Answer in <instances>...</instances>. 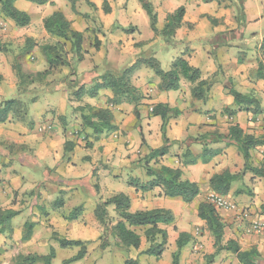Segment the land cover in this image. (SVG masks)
I'll list each match as a JSON object with an SVG mask.
<instances>
[{
	"label": "crops",
	"instance_id": "0c3cea01",
	"mask_svg": "<svg viewBox=\"0 0 264 264\" xmlns=\"http://www.w3.org/2000/svg\"><path fill=\"white\" fill-rule=\"evenodd\" d=\"M51 1L54 6L45 5L51 11L43 19L54 12H61L71 23L72 29L82 33V30L74 28L73 19L68 15L69 11L61 9V6L66 7L68 2ZM115 1L116 7L118 6L120 10L117 11L110 6L111 12L106 15L108 19L102 20L104 30L114 22L123 29L131 28L134 31L133 35L139 33L135 19L139 16V19L145 20L139 2ZM150 1L157 15L158 30L164 26L167 15L180 7L184 8L182 24L174 37L168 43L162 40L166 47L167 44H171L179 46L180 49V56L173 59L168 70L178 58L184 59L189 66L199 70L201 80L211 83L206 99L204 101L193 99L190 93L193 86L184 80H181L177 91L157 92L158 89L152 88L150 84L154 82L157 87L159 79L150 77L144 65L138 66L130 78L139 98L136 102L107 106V99L111 98L112 94L109 90H101L95 98L85 96L68 103V99L72 98L71 91L61 84H57L54 90L49 86L46 92L61 91L62 96L52 101L48 110L36 106L38 101L36 100L22 121L9 118L0 124V142L24 146L27 150L25 153L12 155L8 149L0 148V205L4 210L18 213L14 223L11 221V234L14 238L22 236L25 225H31L32 236L28 240L30 244H33L38 236L44 235L43 231L49 230L48 226L53 227L54 233L66 240L98 241L103 229L94 218L96 205L99 201L104 202L115 195L123 194L130 200L131 212L158 208L170 210L174 215V223L178 217L176 209L181 208L180 211L186 209L188 211L186 214L190 216L184 214L185 222L170 226L178 228L179 233L198 235L201 241L208 240L205 249L200 247L204 253L202 257L214 253L210 233L205 224L197 218V207L199 203L214 195L209 188V181L213 175L227 170L230 173H239L232 169L231 163L233 161L241 168L243 163L235 146L219 141L213 145L215 151L206 152L205 159L198 160L195 158L199 154L197 149L202 150L204 145L196 139L212 130L211 126H217L219 123H228V128L238 125L249 135L264 134V122L262 123L264 117L238 111L232 96L228 93L231 89L241 94L255 90L260 97H264L262 94L264 81L255 79L253 75L259 64L264 67V0H261V5L257 3L259 0H242L239 3L238 0ZM93 2L95 8H99L97 1ZM15 5L29 16L33 10L32 4L22 0L17 1ZM87 12L84 10L81 14ZM147 20L149 24L148 17ZM159 39L161 38L155 36L153 32L137 40L130 36L127 39L129 41L127 51L122 50L114 41L112 44L102 43L98 51L86 49L82 45L87 54L84 60L76 65L70 79H77L79 86L88 88L93 79L109 69L118 71L137 58L155 59L152 46ZM36 57L41 66L42 54L38 52ZM44 70L46 69L43 67L36 69L39 72ZM3 71L6 75H2ZM0 74L3 76V81L0 82V98L10 99L14 97L16 89L14 85L5 88L7 80L13 84L14 77L10 71V64L4 57H0ZM76 90L75 88L72 93ZM157 104L176 108L180 114L176 119L170 120L167 127L168 155L159 159L153 167L180 169L184 180L199 186L200 194L190 205L182 203L178 198L171 203L166 202L165 200L170 198L163 197L158 188L146 193L136 192L127 183L129 178L136 179L142 184L151 180V178L145 180L142 175L133 173H143V169L137 165L138 161L144 158L149 150L163 146L161 132L153 130L145 132L140 127L139 133L143 135L144 146H136L135 143L139 140L138 135L134 133V125L142 117H149L150 110ZM85 105L95 109L108 108L113 115L112 125L115 129L99 136H91L90 131L83 129L80 114L73 111ZM226 109L229 113H224ZM65 143H71L67 154ZM187 150L193 155L187 153ZM186 160L196 162L194 165H184L189 162ZM251 162L252 167L264 169V146H258L250 152ZM124 170H129V176ZM123 184L127 185L126 189L122 187ZM240 185L243 187L241 193ZM37 188L38 190H35ZM221 197L235 205V210H216L225 227L224 243L232 240L242 251L255 249L264 258V238L247 234L245 227L248 220L242 221L239 216V212L244 211L250 220L264 222L261 208L264 205V179L246 172L238 182L232 184L228 195ZM245 197L250 198V201ZM77 208H80L77 220H68L70 213ZM107 211L110 218L117 220L113 206H109ZM189 218H192L194 225L202 229L189 226L187 223ZM161 228L168 233L167 226ZM140 238L142 249L139 248L138 251L129 249L136 254L133 259H137V255L146 250L144 245L142 246V237ZM196 252L197 250L193 252L191 261L187 264H196L194 260L199 257ZM138 259L140 261V258ZM213 264L239 263L233 254L222 251L215 257Z\"/></svg>",
	"mask_w": 264,
	"mask_h": 264
},
{
	"label": "trees",
	"instance_id": "16d2710c",
	"mask_svg": "<svg viewBox=\"0 0 264 264\" xmlns=\"http://www.w3.org/2000/svg\"><path fill=\"white\" fill-rule=\"evenodd\" d=\"M20 0H0V15L13 22L18 28H24L30 23V16L16 7V2ZM41 7L45 5L54 6L51 0H22ZM70 5V10L76 14L75 5L78 2H83L90 9H95V5L90 0H65ZM141 8L146 13L149 19L150 29L155 36L163 38L165 42H170L174 37L176 30L181 26L184 8H178L174 13L167 15L165 24L161 30L157 29V15L149 0H137ZM207 2L210 0H202ZM101 10L104 15L111 12V8L107 0H103ZM43 28L46 34L56 39L53 45H44L41 47L43 61L47 65L46 70L39 72L30 69L17 58L12 66L17 79V93L26 92L29 87L40 84L42 88L33 93V98L25 103L18 95L10 99L0 98V124L11 120L22 121L27 116L29 104H33L35 99L41 93L46 92L47 87L51 83H45L47 77L53 75L56 70L69 66L68 54L76 63L84 60L86 51L83 50V34L74 31L71 23L61 12H54L44 19ZM129 32V31H126ZM94 48L97 51L99 42L94 39ZM30 38L25 40L23 51H29L34 44ZM7 52L4 44L0 43V54ZM144 65L151 68L155 75L159 78L158 90L160 92L177 91L180 88L181 80L191 84V97L197 101H204L211 88V83L201 80L200 72L192 68L181 58L176 59L170 66L168 71H163L159 63L152 57L141 59L137 58L134 62L123 67L118 71L107 70L104 74L98 76L91 81L88 88L84 86H75L77 90L74 96L77 99L83 97L95 98L101 90H109L112 94L111 98L107 99V106H116L124 102H136L139 98L136 96V90L132 87L130 78L138 66ZM255 79L264 81V67L259 64L256 71L253 73ZM42 83L44 85H42ZM70 82L68 86L70 88ZM67 86V85H66ZM67 86V87H68ZM234 101L238 111L245 112L254 116L263 113L261 101L257 92L251 90L247 94H241L231 89L228 92ZM31 96V95H29ZM81 110V122L84 130L90 131L91 136H99L104 132H109L115 129L112 125L113 115L108 108L95 109L89 105L79 107ZM224 113H229L226 109ZM151 114L160 117L162 125L160 128L163 140V146L159 149L149 150L148 154L140 160L146 175L151 180L145 184L140 183L136 179H129L128 186L136 192L146 193L156 188L160 189L161 195L165 198L180 199L182 203L190 205L196 201L200 194L199 186L182 178L180 169H172L165 166L158 168L151 167L150 163L154 161V165L158 163V159L163 158L168 154L169 141L166 138V131L170 120L176 119L180 112L176 108H170L167 105L157 104L152 107ZM232 115V113H230ZM90 135H86L89 136ZM204 147L200 156L206 155L205 144H208L207 138L202 139ZM143 141V140H142ZM212 143L228 142L236 147L239 155L243 159V168L239 173H230L224 171L221 174L213 175L209 181V188L212 193L220 196L228 195L233 183L238 182L246 172H250L254 176L264 179V169L252 167L250 163V152L258 146H264V134L255 136L245 134L238 125H232L228 128L227 134L223 137H217L215 140H210ZM205 142V143H204ZM144 144V141H143ZM71 143H65V153L69 152ZM0 148L8 149L12 155L27 152L24 146H16L6 142H0ZM15 149V150H14ZM214 156V155H213ZM196 161L186 162L184 165H194ZM109 206L114 207V213L117 220L109 229L110 235L114 237L118 244L125 249L139 250L141 238L134 229L143 230V236L149 247L142 251L139 255L153 257L159 259L166 246L167 231L161 226H169L174 223V215L170 210L158 208L145 211H130V200L123 194L115 195L104 202L99 201L94 209V217L102 227L108 230L110 217L107 211ZM264 213V205H262ZM80 208L75 209L68 216V220H77ZM17 212L12 210H4L0 205V235H9L12 233L11 221L17 216ZM197 218L202 221L208 232L213 238L214 253L205 256L206 264H213L215 257L222 251L233 254L239 264H264V258L255 250L242 251L238 244L232 240L224 243V225L221 223V218L212 204L205 200L199 203L197 207ZM32 226L25 225V232L22 236V241L27 242L31 234ZM54 239L61 249L76 247L79 251L70 259L65 260L63 264H72L83 260L87 254L86 242L76 240H66L63 237H58L53 233ZM101 238V237H100ZM160 238V242L157 239ZM190 240V236L185 233H179L176 240V251L172 255V264H179L181 250ZM104 245V244H103ZM102 245V246H103ZM55 259V250L49 249L46 255H27L19 257L17 264H52ZM124 264H140L138 259L129 258L124 261Z\"/></svg>",
	"mask_w": 264,
	"mask_h": 264
},
{
	"label": "rangeland",
	"instance_id": "374dc122",
	"mask_svg": "<svg viewBox=\"0 0 264 264\" xmlns=\"http://www.w3.org/2000/svg\"><path fill=\"white\" fill-rule=\"evenodd\" d=\"M90 1L92 3H94L93 0H90ZM95 1H97V4L99 6V8H97V9L96 8L90 9L85 5V3L76 4L75 5L76 14L70 10V8H69L70 6L66 1H64V2H66L68 5L66 7L61 6L62 10H64V11L68 10L69 11L68 15L70 18L73 19L72 23H73L74 28L82 30V34L84 36V40H83V47L84 48H86V49L92 48L93 50H95L94 39H97V41L99 42V47L102 46V43L103 44H112V42L114 41L115 43H117V45H119L120 48L122 47V50L125 49L127 51L128 42H129L127 39L130 38V36L133 39L137 40L140 37L144 38V37L149 36L150 33L152 32V30L150 29L149 24H148V20L146 17L147 15H145L146 13H144V10L142 8H140V9H142V13L145 17V20L139 19L138 18L139 16H137L138 20L135 19V22H136L137 26L139 27L138 28L139 33H136L133 35L134 31H132L131 28L127 27V28L123 29L120 26H118L117 24H114V22H112L113 23L112 26H110V27L106 28V30H104L102 20L106 21V19H108V17L106 15H104L102 10H101V5H102L103 0H95ZM107 1L109 3V6H113V8L117 11L120 10L118 6L116 7L117 3L115 0H107ZM240 1H242V0H238V3ZM255 1H258V0H255ZM149 2L151 3L150 0H149ZM257 3H258V5H261V0H259ZM179 4L180 3H178V5ZM84 10H87L88 12L86 14H81L82 11H84ZM50 11H51V9L48 8L47 6L38 7V6L33 5V10L30 11V23L28 26H26L24 28L16 27L13 22L3 18L0 15V43L4 44L6 49H7V52L0 54V57H4L5 59H7V61L10 64V71H12V74L14 77L13 78V84L10 80H7L5 88L6 87H13V85H14V87L16 89L15 93H17V79L15 77V73L12 70L13 63L17 58L19 59V61L23 62L27 67H29L30 69L35 70V71H36V69H39L41 67H43L44 69L47 68V65L45 64L44 61H43L41 66L38 64V57H36V53L40 52L42 54V52H41L42 46L53 45L56 43V39H54V38L50 37L48 34H46V32L44 31V28H43V21H44L43 18L46 17V15L49 14ZM237 13H238V9L236 7V14ZM131 15H132V12H131ZM131 20L133 21V19H131ZM126 31H129V32H126ZM28 38H30L32 40V43H30V44H34V47H32L31 50L24 52L23 48L25 46V40ZM162 40H163V38L159 39L158 42L152 46V48L155 52V54H154L155 60L159 63L160 68L163 71H166L165 69L168 70L169 65L173 61V59L180 56L179 55L180 49H179V46H174L171 44H167L168 47H166L165 42ZM98 50H100V49H98ZM42 60H43V55H42ZM68 61H69V66L67 68L63 67L59 70H56L53 75L47 77L44 84L45 83H51L49 85L51 90L52 89L54 90L55 89L54 87L57 84H61L62 87L64 86V88L71 91L70 97H72V98L68 99V103H71V102H75V100L77 99V98H75L74 93H72V91L75 89L74 88L75 86L79 85V82L77 79L74 80L72 78V80H71L70 77H73V72L75 71L76 65L78 63H76L72 59L71 55H69V54H68ZM109 70H111V69H109ZM147 71H148V74H149V72L151 73V74H149L150 77H154V78L157 77L151 68L147 67ZM64 72H65V74H63ZM2 75H6V72L3 71ZM2 75L0 74V82L3 81ZM69 82L71 83L70 88L68 86ZM44 84L42 83V85H44ZM90 85H91V83H90ZM150 86L152 88L158 89V86L155 87L154 82H152L150 84ZM41 88H42V86L40 84L29 87L26 91L31 95V96H29V100L33 98V95H34L33 93L39 91ZM253 91H255V90H253ZM157 92H160V91L158 90ZM168 92H171V91H168ZM262 94H264L263 91H262ZM14 96H16V95H14ZM61 96H62L61 91H55V92H51V93H49V92L41 93L38 96V98L35 99V101L38 100L36 103V106H39L42 109L44 108L45 110H48L49 107H51L50 103H52V101L60 99ZM259 98L261 101V108L263 109V113L260 115H261V117H264V97L259 96ZM31 106H32V104H29L28 109H27V113L30 110ZM73 111L75 114L79 113L81 116L80 108H76ZM172 120H174V119H172ZM263 122H264V118H262V123ZM161 125H162L161 118L153 116L152 114L149 117L144 116L140 120H137L136 125H134V128H135L134 133L136 135H138L139 141L137 143H135V145L136 146H144L143 141H142L143 135L141 133H139L140 127L145 132H147L148 130H153V131L158 132V131H160ZM227 126H228V123H219V125H217V126H211L212 130H210L209 132H207L203 136H198L196 141L202 142L203 141L202 139L207 138L208 144H205L206 152L212 153V151H215L214 149H216V148H214V146H213L215 143H212L210 140H215L216 136L217 137L218 136L219 137L225 136L227 134V128H228ZM225 144L227 145V143H225ZM136 146L133 147L134 150H135ZM186 149H188V148H186ZM168 150H169V147H168ZM183 150H184V148H183ZM184 151H186V150H184ZM197 152L199 154L197 153L198 156H196L195 158H197L200 161H203L205 158L203 156H200L202 150L200 148H198ZM187 153L193 155L192 152H190L188 150H187ZM238 156L242 159V157L239 155V153H238ZM186 161H190V160H186ZM242 163H243V159H242ZM141 164L142 163L140 161H138L137 165L139 166V168L143 169L142 176L145 175L146 177H148L146 175V172H144L145 170ZM251 164H252V162H251ZM150 166L153 167L154 162L150 163ZM231 167L233 170H237L239 172L242 171V168L238 164H235L233 161L231 163ZM124 173H126V175L129 176V170H124ZM123 177H125V174H123ZM129 179H128V181H129ZM128 181H127V183H128ZM122 187L126 189L127 185L123 184ZM239 188L241 189L240 193L243 192L242 191L243 187L241 185L239 186ZM35 190H38V188ZM248 196L250 197V195H248ZM247 198L248 197H245V199H247ZM249 199L250 198H248V201H250ZM173 200L174 199H166L165 201L168 203H171ZM180 210H181V208L176 209L178 217H177V221L175 220V223H173V225H176V223H177V225H180L179 223L185 222L186 217H184V214H186L188 211H186V209H183L182 211H180ZM186 215L190 216V214H186ZM15 218H17V217H15ZM15 218L12 220V223H14ZM191 219L192 218H189V220L187 221L189 226L193 227L194 229H196L197 227H198V229H202L200 226L194 225V223L191 221ZM115 221H116L115 219L110 218V221H109V224L107 227L108 230H105V231L103 230L101 238H99L98 241L86 242L87 254H86L85 258L79 262L72 263V264H124L125 260H127L129 258L133 259L136 255V254H134L133 250H129V249H125V248L121 247L118 244V241L110 235L109 229L111 228V226L114 224ZM96 222L98 223L97 220H96ZM47 228H49V230L45 229L43 231L45 234L38 236V238H35V242L33 244L28 243V241L27 242L22 241L21 238H22L24 233L22 234V236L17 237V238H14L12 236V234L0 235V264H17L16 261L18 260L19 257H25L27 255H46V254H48L50 248H53L55 250V259L53 260L52 264H63V262L65 260L72 258L79 251V248H76V247L61 249L59 247L58 243L54 239H52V236H51L54 233L55 229L51 226H48ZM167 229H168L169 235L167 237V242H166L165 250H164L162 257H160L159 259H156L153 257H147V256H142V255L138 254L137 259L140 258L141 264H156V262L159 264H172V255L176 251V240L178 238L179 230H178V228H176V227L173 228L170 225L167 226ZM74 230L76 231L77 228H75ZM135 231H136V233H138L140 235V237H142V246L144 245L143 247L148 248L149 244L146 242V240L143 236V230L137 229ZM55 234H57V233L55 232ZM58 237H60V236L58 235ZM210 237L212 238L211 235H210ZM200 239H201V237H200ZM200 239H199L198 235L190 236V240L181 250L180 257H179V264L189 263L191 261V257L193 255V252L196 250H197L196 254H199V257L194 260L196 262V264H206V258L202 257V255L204 254V253H202V251H203L202 249H205V245H206V243H208V240L206 241L205 239H203V241H201ZM212 240H213V238H212ZM157 242H160V238L157 239ZM200 247H203V248L200 249ZM140 249H142V248L140 247ZM200 251H201V253H200Z\"/></svg>",
	"mask_w": 264,
	"mask_h": 264
},
{
	"label": "built area",
	"instance_id": "2783aa9c",
	"mask_svg": "<svg viewBox=\"0 0 264 264\" xmlns=\"http://www.w3.org/2000/svg\"><path fill=\"white\" fill-rule=\"evenodd\" d=\"M207 200L212 204V206L216 210H222V211L235 210V205L221 196L214 194L211 197H209ZM239 216L241 217L242 221L248 220V223L246 222L247 224L245 227V232L247 234L257 235L259 237L261 236L264 238V222L263 221L250 220L249 215L244 211L239 212Z\"/></svg>",
	"mask_w": 264,
	"mask_h": 264
},
{
	"label": "clouds",
	"instance_id": "9594fccd",
	"mask_svg": "<svg viewBox=\"0 0 264 264\" xmlns=\"http://www.w3.org/2000/svg\"><path fill=\"white\" fill-rule=\"evenodd\" d=\"M165 70H167V69H165ZM149 74H151L150 72H149ZM15 95H18L19 96V98L21 99V100H23L25 103L27 102V100H28V98H29V93L28 92H22V93H14ZM142 175V173H140V172H134L133 173V175ZM142 178L143 179H145V180H147V179H149V177H145V176H142ZM49 199H51V197L49 198Z\"/></svg>",
	"mask_w": 264,
	"mask_h": 264
}]
</instances>
